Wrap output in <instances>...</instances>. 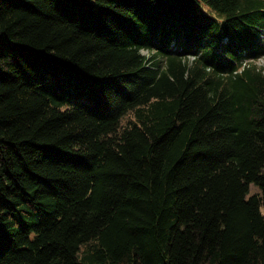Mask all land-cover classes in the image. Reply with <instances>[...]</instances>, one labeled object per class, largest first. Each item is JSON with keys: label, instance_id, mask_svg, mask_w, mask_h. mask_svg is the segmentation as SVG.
<instances>
[{"label": "trees", "instance_id": "16d2710c", "mask_svg": "<svg viewBox=\"0 0 264 264\" xmlns=\"http://www.w3.org/2000/svg\"><path fill=\"white\" fill-rule=\"evenodd\" d=\"M263 56L264 0H0V264H264Z\"/></svg>", "mask_w": 264, "mask_h": 264}, {"label": "rangeland", "instance_id": "374dc122", "mask_svg": "<svg viewBox=\"0 0 264 264\" xmlns=\"http://www.w3.org/2000/svg\"><path fill=\"white\" fill-rule=\"evenodd\" d=\"M147 52L148 51L146 50L145 53H147ZM256 62L259 64V67L264 68V56L259 58ZM254 190H255V188H254Z\"/></svg>", "mask_w": 264, "mask_h": 264}]
</instances>
